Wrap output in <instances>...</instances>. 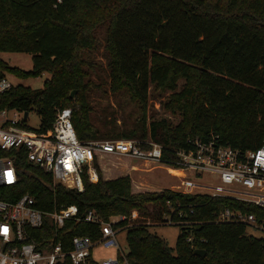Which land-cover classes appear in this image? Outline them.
Segmentation results:
<instances>
[{
    "label": "trees",
    "instance_id": "trees-1",
    "mask_svg": "<svg viewBox=\"0 0 264 264\" xmlns=\"http://www.w3.org/2000/svg\"><path fill=\"white\" fill-rule=\"evenodd\" d=\"M99 50L105 68L95 59ZM4 51L30 53L32 67L9 64ZM7 72L20 78L49 72L43 86L15 83L2 101L35 110L41 131L51 128L58 107L70 106L81 140L152 139L162 143L166 162L196 135L255 149L264 143V0H0V75ZM150 88L169 91L163 104L181 115L177 123L148 117ZM96 90L127 95L141 116L130 126L118 123L117 106L93 102ZM104 156L95 155L98 178L84 173L80 191L54 184L51 172L19 154L18 180L0 186L1 197L30 193L46 210L74 204L79 215L89 209L105 219L127 215L120 224L127 225L130 264H264V235L248 233L243 221L216 220L226 207L257 216L264 208L171 187L135 191L130 174L105 175ZM135 208L160 221L182 220L175 248L150 230L153 223L131 220ZM60 233L97 237L100 226L68 219Z\"/></svg>",
    "mask_w": 264,
    "mask_h": 264
},
{
    "label": "built area",
    "instance_id": "built-area-1",
    "mask_svg": "<svg viewBox=\"0 0 264 264\" xmlns=\"http://www.w3.org/2000/svg\"><path fill=\"white\" fill-rule=\"evenodd\" d=\"M15 85L7 75H0V186L16 183L18 172L15 159L25 153L26 158L51 172L53 183H63L80 191L85 188L83 175L97 180L94 157L99 153L126 155L132 159L162 162L182 173L183 192H202L226 196L264 208V143L255 149H241L224 144L217 134L203 139L187 138L188 145L175 150L170 162L164 159L160 142L152 139L109 138L81 140L72 120L70 106L58 107L51 128L41 131L27 124L25 111L19 107L2 105L3 95ZM204 173L216 174L207 183L199 178ZM36 198L24 193L16 200L1 197L0 190V264H130L119 243L118 233L127 228L120 222L128 216L101 217L94 209L78 214L74 204L58 209L39 207ZM181 214V212H180ZM138 214L132 210L131 220ZM68 219H84L98 223L100 235L74 234L66 239L59 230ZM216 220L243 221L264 233V215L226 207ZM165 223H181L165 215ZM51 228V234L47 229ZM55 232V235H54ZM57 234L60 238H57ZM101 246L116 247V254L102 259L96 257Z\"/></svg>",
    "mask_w": 264,
    "mask_h": 264
},
{
    "label": "rangeland",
    "instance_id": "rangeland-1",
    "mask_svg": "<svg viewBox=\"0 0 264 264\" xmlns=\"http://www.w3.org/2000/svg\"><path fill=\"white\" fill-rule=\"evenodd\" d=\"M105 28V25L100 27L101 33H105ZM102 49L103 47L100 48V50ZM100 50L95 53V59L100 61V63L102 61L105 68L106 59L103 58ZM1 55L11 65H18L25 69L32 67V55L30 53L23 51H4ZM108 70L109 68L106 69V72H108ZM6 74L15 83H24L36 88L43 86L45 77L49 76V72H45L40 76L27 78H20L13 72H7ZM168 94L169 91H158L150 88L148 117H151V115L156 118L166 117L172 123H177L180 120L181 115L172 113V111L167 109L163 104V102L167 99ZM92 100L93 102L97 101L100 105H105L106 103L111 102L117 106V113L119 116L118 123L125 122L126 126H130L134 119L141 116L140 110L135 107V104L132 103L127 95H114L111 90H109L108 93L103 94L100 90H96L92 94ZM40 123L41 118L39 114L35 110L31 111L30 116L27 119V124L30 127L37 128L40 126ZM101 163L104 166L106 176H114L122 173L130 174L133 183L132 188L135 191L145 189L160 190L164 187L179 189L182 184V173L180 171L170 169L167 164L162 162L132 159L126 155L109 153L101 159ZM216 178V174L204 173L199 180L212 183V180L215 181ZM133 210L136 211V215L138 214V216L134 218L135 220L153 223L150 226V230L164 237L169 246L175 248L177 236L180 231L178 224L165 223L153 218V215L151 214H141L137 208ZM247 231L248 233L256 236L264 235L261 230L251 225H247ZM117 236L120 245L127 250V229L120 231ZM96 252V257L102 259L108 255L116 254V247L101 246Z\"/></svg>",
    "mask_w": 264,
    "mask_h": 264
},
{
    "label": "water",
    "instance_id": "water-1",
    "mask_svg": "<svg viewBox=\"0 0 264 264\" xmlns=\"http://www.w3.org/2000/svg\"><path fill=\"white\" fill-rule=\"evenodd\" d=\"M75 92H76L75 89L72 90L70 95L71 96H74ZM28 114H29V111H25V117L24 118H26L28 116ZM195 252L198 253V254H201V255H204L205 254V250L204 249H201V248H196L195 249Z\"/></svg>",
    "mask_w": 264,
    "mask_h": 264
}]
</instances>
